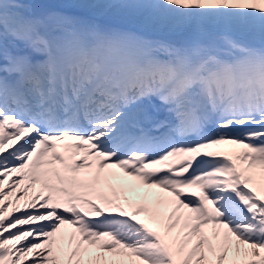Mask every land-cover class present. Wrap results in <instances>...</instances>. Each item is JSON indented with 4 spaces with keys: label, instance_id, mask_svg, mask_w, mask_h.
<instances>
[{
    "label": "snow or ice",
    "instance_id": "1",
    "mask_svg": "<svg viewBox=\"0 0 264 264\" xmlns=\"http://www.w3.org/2000/svg\"><path fill=\"white\" fill-rule=\"evenodd\" d=\"M29 257L264 264V0H0V264Z\"/></svg>",
    "mask_w": 264,
    "mask_h": 264
},
{
    "label": "bare ground",
    "instance_id": "2",
    "mask_svg": "<svg viewBox=\"0 0 264 264\" xmlns=\"http://www.w3.org/2000/svg\"><path fill=\"white\" fill-rule=\"evenodd\" d=\"M9 183H11V182H7L6 184H4V186H5V190H8V185H9ZM125 187H126V188H129V186H127V185H126ZM20 188H23V186H20ZM20 188H17V189L20 190ZM17 189L13 190V191H12V194H11L10 196H7V197L4 198L5 203H7L8 200H13V202L15 203V201H16V197L22 195L21 192H17V193H16V190H17ZM32 193H33V191L30 189V190H29V197L32 196ZM140 194H142V193H140ZM132 199L135 200L137 203H145L143 200L140 199L139 194H136V196H132ZM20 204H21V206H23V204H24V200H21V201H20ZM9 209H11V208H9ZM140 218H141V219H145L146 221L149 219V218L147 217L146 214H142ZM149 222H150V224H151V221H149ZM151 226L155 228V224H151ZM65 228H66L68 231H70L69 226H65ZM230 255H231V254H230Z\"/></svg>",
    "mask_w": 264,
    "mask_h": 264
},
{
    "label": "rangeland",
    "instance_id": "3",
    "mask_svg": "<svg viewBox=\"0 0 264 264\" xmlns=\"http://www.w3.org/2000/svg\"><path fill=\"white\" fill-rule=\"evenodd\" d=\"M220 149L221 150H224V151H230V147L228 148V146H220ZM257 180H259V177H257ZM250 186H254V185H250ZM171 194L169 193V195L168 196H170ZM167 196V197H168ZM148 207H150V208H155V207H153L152 205H150V204H148ZM160 208L162 209V210H167V211H172V207L171 206H169V205H160ZM181 211H186V210H181ZM9 213H11V212H9ZM30 260H31V257H29V259H28V261H26L25 262V264H29V262H30Z\"/></svg>",
    "mask_w": 264,
    "mask_h": 264
}]
</instances>
